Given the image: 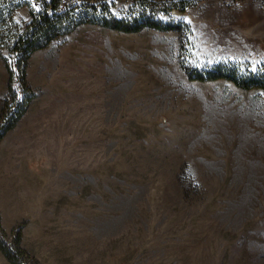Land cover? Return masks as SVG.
Wrapping results in <instances>:
<instances>
[{"label": "rangeland", "instance_id": "1", "mask_svg": "<svg viewBox=\"0 0 264 264\" xmlns=\"http://www.w3.org/2000/svg\"><path fill=\"white\" fill-rule=\"evenodd\" d=\"M95 1L130 22L142 2L180 28L84 22L30 54L32 97L0 140L6 239L21 225L26 264H264V91L189 76L264 68V0Z\"/></svg>", "mask_w": 264, "mask_h": 264}, {"label": "trees", "instance_id": "2", "mask_svg": "<svg viewBox=\"0 0 264 264\" xmlns=\"http://www.w3.org/2000/svg\"><path fill=\"white\" fill-rule=\"evenodd\" d=\"M29 0H0V26L5 18L9 26H13V14L16 8ZM38 7L31 10V20L21 33L6 32L0 34V43L11 41V62L8 65L9 84L8 90L12 92L13 104L4 108L0 117V140L4 133L11 129L16 121L26 111V107L32 97L30 87L25 80V68L30 54L45 47L56 37L72 31L76 26L84 22L99 23L105 26L124 31H138L142 28L171 29L180 27L176 24L164 22L155 17L152 8L147 4L139 3L133 22L129 18H112L107 7L101 2L86 3L85 0H35ZM144 6V7H143ZM88 9V11H84ZM176 11L177 10H172ZM182 13V12H179ZM9 27V28H10ZM190 77L197 79L227 78L233 84L245 88H260L264 91V68L262 65L251 66H219L211 72L192 74ZM15 79V88L12 89L10 81ZM9 105V106H8ZM0 214V250L10 264H26L30 258L29 253L21 246V225H16L11 230V241H8L7 233L1 224Z\"/></svg>", "mask_w": 264, "mask_h": 264}]
</instances>
